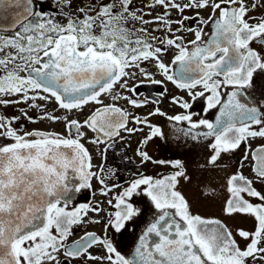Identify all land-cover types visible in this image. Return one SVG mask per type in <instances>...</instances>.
Returning <instances> with one entry per match:
<instances>
[{"label":"snow or ice","instance_id":"snow-or-ice-1","mask_svg":"<svg viewBox=\"0 0 264 264\" xmlns=\"http://www.w3.org/2000/svg\"><path fill=\"white\" fill-rule=\"evenodd\" d=\"M183 32L194 38L185 41ZM169 52L171 64L164 60ZM153 63L162 80L143 67ZM257 70H264V0H144L139 6L136 0H55L54 8L50 0H0V106L26 105L20 115L0 114V140L10 141L0 143V264H264V191L255 186L264 184V144L251 148V141L264 139V106L238 99L254 87ZM139 76L154 85L171 82L193 102L207 93L203 111L219 106L215 122L197 119L182 96H173L172 103L186 113L173 116L158 106L146 116L117 106L120 100L134 108L149 103L136 98L142 82L132 81ZM225 86L233 90L223 93ZM89 105L98 107L82 120L73 118ZM152 116L187 122L185 135L193 140L211 137L209 165L248 145L240 169L227 177L229 198L222 210L251 217L250 229L233 230L220 219L193 214L179 190L181 180L191 181L179 160L170 162L172 173L136 174L127 186L110 183L112 168L95 170L85 140L104 145L106 158L122 133L143 130L129 127L133 123L150 129L141 141L146 144L161 134ZM21 118L62 123L65 131L25 130ZM137 152L142 163H166ZM249 159L253 178L241 171ZM93 180L105 197L121 190L107 200L113 211L102 234L87 231L69 243L77 226L101 223L90 213L106 211L101 202L72 206L73 194L91 189ZM139 195L156 213L126 256L110 233L135 232L144 211L134 200Z\"/></svg>","mask_w":264,"mask_h":264},{"label":"flooded vegetation","instance_id":"flooded-vegetation-1","mask_svg":"<svg viewBox=\"0 0 264 264\" xmlns=\"http://www.w3.org/2000/svg\"><path fill=\"white\" fill-rule=\"evenodd\" d=\"M53 8L55 7V0H50ZM87 2V0H86ZM144 0H136V5H141ZM46 10H48L46 8ZM161 10L159 8L156 9V12L159 13ZM186 15H191V12L185 13ZM256 13H254L255 15ZM206 17V13H202ZM147 19H151V17H146ZM173 19L178 18L177 13L172 14ZM191 25L195 24V21L190 22ZM138 26V25H137ZM190 26V25H186ZM149 29L156 27L155 25H149ZM205 31H210V26L205 28ZM157 36L163 35V32L154 33ZM185 37V41L188 39L194 38L191 34L187 32L180 33ZM254 48H260V45L253 44ZM174 52H169L164 56V60L166 63L171 64V59ZM143 67L146 68L147 71L152 72L155 79L162 80L163 77L159 74L156 70L154 63L153 64H144ZM254 81L255 85L253 88L242 90V95L238 97L242 103H247L250 106H264V70H257L254 74ZM142 82V83H141ZM132 83H141V86L138 89L140 95L136 97L139 100L148 99L149 103L140 107L134 108L133 106L127 104L126 101L120 100L118 101L119 107L123 108L125 111L137 115V116H146L150 111H152L155 107H160V109L167 114V116H173L180 113H186V110L182 109L179 105L172 103L173 96H182L185 100H189V103L192 104V108L190 109L191 112L197 114L196 118H206L211 122H215V118L219 113V106L209 110L208 112H204L203 108L206 106L207 103V93L204 98H197L194 102L191 101L185 91L177 89L171 82L165 81L162 85H154L149 81L145 80L143 76H139L138 80L132 81ZM167 89L166 94L161 97L159 94L164 92ZM232 86H225L221 89L223 93H228L232 91ZM197 91H203L202 88H198ZM124 95H130V93L124 92ZM105 103H112L110 97H103ZM153 99H158L160 101L159 105L152 103ZM222 99H227L226 95L222 96ZM38 103L44 104L43 101H38ZM49 110L55 108V103L50 102L47 105ZM26 107V105H15V106H8L2 107L0 106V114L6 116H14L20 115L19 108ZM98 107V105H89L84 110L83 113H74L73 118L84 119L91 111ZM176 108V109H175ZM181 108L184 112H178L177 109ZM173 109V111H172ZM175 109V111H174ZM29 113L31 115H35L36 113L29 109ZM62 114V113H61ZM150 122L156 125L159 129L161 134L153 137L150 141L146 144H142L141 141L145 139L146 136L150 135V129L147 126H137L133 123H129V127H142V131L128 134L122 133L123 139L119 137L113 141V146L107 149L106 158L104 152V145H100L97 147L85 140L84 143L86 147L89 148L91 155H92V163L94 166H97L95 170H99V166H103L104 169L112 168L114 170V175L110 177L111 184H117L120 186H127V183L136 177V174H146L151 175L153 177H162L164 175H168L172 173L175 169L173 168L170 162L179 160L185 167L186 171H189V167H192L189 162H187L186 158L192 152L196 157L197 152L199 151L200 147L207 149L208 155L211 153L210 144L212 142V138L208 137L205 138L200 136L199 139L193 140L191 135H185L188 131L187 122H173L167 119V117H160V116H152L150 117ZM19 124L25 126V130H33V129H40L46 131H55L63 133L64 126L62 123H52L50 121H38L36 123H30L23 118H21ZM19 126V125H17ZM199 130H206L205 128H200ZM198 130V131H199ZM87 135L89 138L93 136V133L90 130H86ZM195 134V132H193ZM10 141L7 140H0V143H7ZM264 144V139L256 138L251 141V148H256L257 146ZM146 151L151 157L153 161H166L164 164L153 163V162H143L141 157L138 155L137 150ZM248 149L247 144H243L241 148L234 153L228 154L229 156H236L240 157V161L244 152ZM184 161V162H183ZM240 161L237 169H240ZM192 163V162H191ZM252 161L249 159L248 161L244 162L243 168L241 171L245 176L249 178L254 177V173L251 169ZM167 166H170L167 169ZM223 168V169H222ZM208 167V181L211 187V184L215 187L214 188V195L210 199L212 200L222 198L225 199V202L229 198V193L227 191L226 180L229 176V169L226 167ZM217 171V172H216ZM222 173V174H221ZM71 177V173H70ZM192 180V179H191ZM184 183V180L180 181V186ZM190 183V182H189ZM217 184V185H216ZM217 186V187H216ZM258 190L264 191V184L257 183L255 185ZM100 185L93 180L92 181V188L91 189H84L79 193H74L72 196V206L78 205L80 203L85 202H101V206L106 209L105 212L97 215L95 213H90L89 216L91 218L101 220L100 224L96 223H87L84 225L77 226L74 229V235L69 239V243L72 240L78 239L81 235H83L87 231H94L98 235L102 234L103 232V224L107 221L108 212L113 211V209L107 204V200L115 196L121 188H116L109 196L105 197L101 195ZM135 203L138 207H141L143 211V215L138 218L137 220V227L135 232L131 230L124 232L122 235H118L114 232L110 233L114 241L117 242L118 248L122 252V254L131 255L138 235L140 232L152 221L153 216L156 213L154 206L151 205L149 199L146 196L139 195L134 198ZM203 201L195 200L192 201L191 210L193 214H199L204 218L207 219H220L224 223H226L231 229L235 230L236 228L243 227L245 229H250L253 224V220L251 217L244 216V215H234V216H227L223 213V210L219 208L220 211L216 210L214 204L210 207L207 206L208 211L199 210L196 204L202 203ZM195 203V207L193 206ZM197 207V208H196ZM222 214L224 218L216 217L215 214ZM131 229V226H130ZM92 251L95 253L97 250L94 248ZM73 264H81L80 261H74Z\"/></svg>","mask_w":264,"mask_h":264},{"label":"rangeland","instance_id":"rangeland-1","mask_svg":"<svg viewBox=\"0 0 264 264\" xmlns=\"http://www.w3.org/2000/svg\"><path fill=\"white\" fill-rule=\"evenodd\" d=\"M177 111L184 112L181 108H178ZM187 157H188V159L186 158L187 162H189L191 166L193 165L192 167H189L188 168L189 171H187L188 175L191 177L192 180L190 181V183L184 181V183H182L181 186L179 184V190L190 202V204L192 203V201L202 200L203 201L202 203L196 204L199 210L208 211L209 209H207V206L210 207L212 204H214L216 210L220 211L219 208L223 209L226 202L225 199L222 198L212 200V202L210 200L214 195L213 191L215 187L212 184L211 187L209 185L207 169L208 167H214V166L206 163V161L209 158L207 149L200 147L199 151L196 154V157L193 154V152ZM239 161H240V157L238 155L229 156L228 154H225L222 157L220 164L215 167L219 166L220 169L222 167H226L229 169V175H231L235 171V168H237V166L239 165ZM169 168L170 166H167V169ZM193 206L195 207V203H193ZM215 216L221 219L224 218L222 214H218V213H216Z\"/></svg>","mask_w":264,"mask_h":264},{"label":"water","instance_id":"water-1","mask_svg":"<svg viewBox=\"0 0 264 264\" xmlns=\"http://www.w3.org/2000/svg\"><path fill=\"white\" fill-rule=\"evenodd\" d=\"M199 132H201V133H202V132H204V131H199Z\"/></svg>","mask_w":264,"mask_h":264}]
</instances>
